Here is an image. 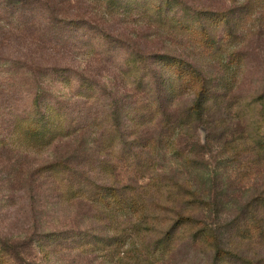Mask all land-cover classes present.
<instances>
[{
	"label": "trees",
	"instance_id": "1",
	"mask_svg": "<svg viewBox=\"0 0 264 264\" xmlns=\"http://www.w3.org/2000/svg\"><path fill=\"white\" fill-rule=\"evenodd\" d=\"M4 1L0 30L19 23L28 4L27 0ZM33 2L42 8V21L37 16L32 21L23 19L21 23L27 28L22 29V37L35 38V33L44 31L41 37L50 43V28L70 26L78 30L90 26L86 17L70 16L79 7L73 3H82L91 14L119 18L143 27L170 47H185L204 55L212 68L216 66L221 72L233 68L238 57L245 58L241 51L235 52L234 44L264 32V0H242L238 7L223 11L192 5L187 0ZM3 12L10 15L4 18ZM40 23L46 25L44 30ZM222 30V36L217 37L216 33ZM102 37L124 46L127 43L114 40L106 32H102ZM2 58L0 64L12 63L9 57ZM35 64L34 61L27 67L26 73L37 79L31 107L22 113H11L10 131L7 136H0V146H26L28 150L44 152L56 142L81 132L77 151L82 152L87 146L90 152V131L100 124L93 120L73 125L56 96L47 102L48 88L41 81L47 76L63 77L68 84L64 73L76 74L80 90L85 91L79 90L76 98L88 102L93 96L88 94L99 87L97 81L69 67ZM234 73L232 70L225 82L223 77L215 82L209 71L194 66L178 51L147 55L132 50L123 60L120 74L126 91L114 101L111 115V127L118 135L111 143L101 142L93 150V155L99 154L103 159H99L95 169L94 165H85L86 156L77 162L76 169L68 166L72 159H61L39 172L69 175L73 182L67 194L77 192L80 200L87 201L92 208L97 206L96 213L103 212L106 217L108 212L126 215L132 225L127 237L134 248L129 252L132 264H160L182 245L208 256L210 264H254L236 241L256 242L264 248V118L257 119L255 115L258 106L259 116L264 114V89L243 98L246 103L242 112L235 111L238 101L229 96ZM186 94L191 96L189 101H183ZM127 122L134 136L131 150L113 144L117 139V144L127 145L124 136H119L126 133ZM198 132L205 135L203 141ZM120 168L133 173L127 185H122L119 174L116 175ZM91 170H98L97 174L93 175ZM109 180L117 187L99 184ZM76 181L85 189H73ZM48 236L58 237L55 233ZM146 240L150 241L148 245L143 243ZM99 241L109 256L115 255L111 250L116 238Z\"/></svg>",
	"mask_w": 264,
	"mask_h": 264
},
{
	"label": "rangeland",
	"instance_id": "2",
	"mask_svg": "<svg viewBox=\"0 0 264 264\" xmlns=\"http://www.w3.org/2000/svg\"><path fill=\"white\" fill-rule=\"evenodd\" d=\"M27 1L19 23L17 21L15 26L7 27L5 31L0 30V63L2 57H9L12 62L9 65L0 64V136H7L10 131L8 126L12 119L11 113L18 111L22 113L31 107L37 79L32 75L27 76L26 73L27 67L32 66L34 61L36 67H69L97 81L98 89L88 94L93 95L89 100L91 102L76 98L81 86L76 74L64 73L68 84L63 77L53 76H47L41 83L45 82L48 88L47 102H51L56 96L67 113L68 121L73 122V125L79 126L96 120L100 126H95L90 131L92 137L90 136L89 142L93 143L90 152L87 146L82 152L77 151L82 141L81 132L64 139L65 141L56 142L44 152L31 151L26 146H0V264H132L130 261L132 253L129 252L134 248L132 241L127 238L132 232L130 229L132 225L126 215L108 212L106 217L103 212L96 213L97 206L92 208L87 201L80 200L77 192L67 194L68 186L73 182L69 175L56 172L40 173L39 170L61 159H72L68 166L76 169L77 162H81L85 156L88 160L85 165L87 167L94 165L95 169L99 159H103L99 154L93 155V150L101 142L111 143L112 138L118 135L117 130L111 127V115L114 101L126 91L124 85L126 87L127 85L122 82L120 74L123 60L132 50H141L147 55L167 52L175 54V51H178L179 55L183 54V58L194 66L209 71L215 82L222 77L225 79L224 82L227 81L230 72L234 70L235 73L231 74L233 89L229 96H235L238 101L235 111L241 113L246 103L243 98L260 93L264 89V32L260 36L253 34L250 39L234 44V47L237 46L235 52L241 51L239 53L241 55L243 53L245 58L238 57L233 68L221 72L216 66L212 68L204 55H198L185 47H170L151 36L143 27L127 24L119 18L91 14L82 3L79 5L73 3V6H79V9L71 11L70 16L73 18L75 14L84 16L90 26L78 30L70 26L64 28L60 26L58 30L50 28L51 35H48L52 38L50 43L41 37L45 35L44 31L35 33V38L22 37V29L27 28L21 23L23 19L32 21L33 17L37 16L42 21L39 15L42 8L33 0ZM187 1L192 5L209 6L214 11L233 9L240 5L239 1L242 3V0ZM4 3V0H0V8ZM7 15H10L9 12ZM7 15L3 17L6 18ZM20 23L21 27L18 30ZM38 25L42 26V30L46 26L43 23ZM92 27H95V30L90 29ZM3 32H6V35ZM102 32L112 35L114 40L123 42L126 40L127 43L124 46L111 39H103ZM221 32L223 30L218 31L216 36L221 37ZM7 78H10V81H7ZM56 91H61L62 94L57 95ZM190 99L191 96L186 94L183 101ZM260 111L261 107L255 108L257 119L264 118V114L259 116ZM129 125L127 122L125 134L119 133V136L121 134L124 136L127 145L121 142L120 145L117 144V139L113 144L131 150L134 136ZM88 135L89 133L87 137ZM198 137L202 141L205 139L202 132H198ZM91 171L96 175L98 170ZM118 174L122 185L130 183L133 177L131 170L126 168H120L116 175ZM110 181L99 184L117 187ZM78 184L77 182L73 189H85L82 184V187ZM51 233L57 234L58 237L47 238ZM114 238L117 243L113 244L111 253L115 255L109 256L105 245L99 240L107 242ZM29 240H32V243ZM120 240L123 241L121 244ZM143 243L148 245L150 241L146 240ZM236 243L252 263L264 264V248H260L259 244L246 241ZM25 244L28 246L25 247ZM140 245L141 243H138L137 247ZM210 262L208 256L195 252L188 245H182L160 264H210Z\"/></svg>",
	"mask_w": 264,
	"mask_h": 264
}]
</instances>
